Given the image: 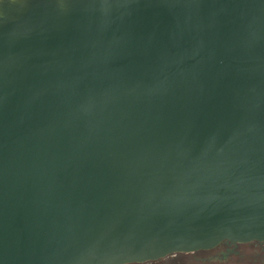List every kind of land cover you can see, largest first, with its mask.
Here are the masks:
<instances>
[{
    "label": "water",
    "instance_id": "1",
    "mask_svg": "<svg viewBox=\"0 0 264 264\" xmlns=\"http://www.w3.org/2000/svg\"><path fill=\"white\" fill-rule=\"evenodd\" d=\"M264 241V0H0V264H126Z\"/></svg>",
    "mask_w": 264,
    "mask_h": 264
},
{
    "label": "flooded vegetation",
    "instance_id": "2",
    "mask_svg": "<svg viewBox=\"0 0 264 264\" xmlns=\"http://www.w3.org/2000/svg\"><path fill=\"white\" fill-rule=\"evenodd\" d=\"M200 251H215V254L209 258L212 264H264V241L251 240L248 242H234L223 240L210 249L195 252ZM165 257L126 264H156Z\"/></svg>",
    "mask_w": 264,
    "mask_h": 264
},
{
    "label": "rangeland",
    "instance_id": "3",
    "mask_svg": "<svg viewBox=\"0 0 264 264\" xmlns=\"http://www.w3.org/2000/svg\"><path fill=\"white\" fill-rule=\"evenodd\" d=\"M214 254L215 251L171 254L156 264H212L209 258Z\"/></svg>",
    "mask_w": 264,
    "mask_h": 264
}]
</instances>
